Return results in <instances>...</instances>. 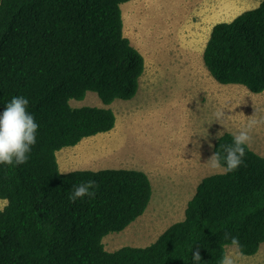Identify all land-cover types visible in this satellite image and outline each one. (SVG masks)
I'll return each instance as SVG.
<instances>
[{
  "label": "trees",
  "instance_id": "1",
  "mask_svg": "<svg viewBox=\"0 0 264 264\" xmlns=\"http://www.w3.org/2000/svg\"><path fill=\"white\" fill-rule=\"evenodd\" d=\"M130 0H0V111L14 95L28 98L39 124L23 165L0 166V264H219L229 237L239 253L264 243V157L246 148L233 172L204 176L183 219L147 246L108 251L102 239L119 232L149 204L152 186L141 170L75 169L60 173L56 152L110 131L117 99H132L145 69L142 54L123 34L120 5ZM221 84L264 91V0L214 24L202 52ZM94 92L102 104L73 107ZM231 142L215 140V151ZM93 180L95 196L70 202L72 186Z\"/></svg>",
  "mask_w": 264,
  "mask_h": 264
},
{
  "label": "rangeland",
  "instance_id": "2",
  "mask_svg": "<svg viewBox=\"0 0 264 264\" xmlns=\"http://www.w3.org/2000/svg\"><path fill=\"white\" fill-rule=\"evenodd\" d=\"M260 1L130 0L120 5L123 34L145 62L137 92L132 99L108 105L116 117L110 131L56 152L60 171L124 168L148 176L152 186L148 206L127 227L103 237L106 250L147 246L183 219L198 182L223 171L207 162L217 134L237 132L249 120H257L248 146L264 157V91L218 83L202 62L212 26ZM69 103L104 106L94 92ZM218 111L221 122L215 120ZM230 252L236 264H264V243L252 256L242 255L235 246L227 247Z\"/></svg>",
  "mask_w": 264,
  "mask_h": 264
},
{
  "label": "clouds",
  "instance_id": "3",
  "mask_svg": "<svg viewBox=\"0 0 264 264\" xmlns=\"http://www.w3.org/2000/svg\"><path fill=\"white\" fill-rule=\"evenodd\" d=\"M121 7V6H120ZM5 107L0 111V166H18L25 164L30 158L32 146L37 142V130L39 124L34 115L28 111L29 100L23 95H14L7 101ZM222 111L215 114V120H219ZM257 120H249L237 132L230 133L231 142L223 145V154L215 151L208 159L209 167L212 169H223V174L236 170L244 163L246 148L251 139L250 131L257 124ZM220 141V135H216ZM211 147V143H209ZM73 147V146H72ZM64 148V147H63ZM65 171H61L63 173ZM96 183L93 180L81 182L73 185L68 194L70 202H75L84 197L95 196ZM5 206H0V213L4 211ZM231 244L238 250L240 242L237 237L226 233ZM191 258L193 264H199L201 256L199 250H193L191 247ZM219 264H236L234 253L222 254Z\"/></svg>",
  "mask_w": 264,
  "mask_h": 264
},
{
  "label": "crops",
  "instance_id": "4",
  "mask_svg": "<svg viewBox=\"0 0 264 264\" xmlns=\"http://www.w3.org/2000/svg\"><path fill=\"white\" fill-rule=\"evenodd\" d=\"M122 5H124V4H122ZM257 5H258V4H257ZM257 5H256V6H257ZM256 6H255V7H256ZM252 8H253V7H252ZM243 11H244V10H243ZM239 13H241V12H239ZM239 13H238V14H239ZM238 14H237V15H238ZM60 150H61V149H60ZM60 150H58L57 153L60 152ZM57 153H56V157H57V161H58V154H57Z\"/></svg>",
  "mask_w": 264,
  "mask_h": 264
},
{
  "label": "bare ground",
  "instance_id": "5",
  "mask_svg": "<svg viewBox=\"0 0 264 264\" xmlns=\"http://www.w3.org/2000/svg\"><path fill=\"white\" fill-rule=\"evenodd\" d=\"M134 19V18H133ZM142 27V26H141ZM144 27V26H143ZM140 30V29H139ZM140 32V31H139ZM141 33V32H140ZM143 38V37H142ZM147 38V37H146ZM148 39V38H147ZM188 45V44H187Z\"/></svg>",
  "mask_w": 264,
  "mask_h": 264
}]
</instances>
